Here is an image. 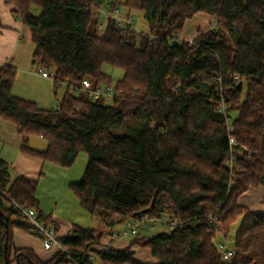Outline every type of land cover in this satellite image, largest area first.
<instances>
[{"label":"trees","instance_id":"trees-1","mask_svg":"<svg viewBox=\"0 0 264 264\" xmlns=\"http://www.w3.org/2000/svg\"><path fill=\"white\" fill-rule=\"evenodd\" d=\"M110 1L127 15L144 11L149 31L110 16L100 31L102 0H11L31 31L33 63L56 71L55 88L86 78L111 85L104 63L124 75L112 104L68 88L60 108L45 109L13 94L17 68L4 64L0 119L16 125L23 152L46 162L70 167L86 152L84 176L70 186L81 206L106 226L166 212L183 221L153 235L138 233L126 250L95 251L102 264H147L130 251L135 244L149 248L157 264H264V212L239 203L241 194L264 185V0ZM33 6L41 8L39 15L32 14ZM198 12L213 16L214 27L171 44ZM220 88L227 114L219 110ZM32 135L47 141L45 150L30 145ZM0 182L51 222L36 198L37 179H11L9 164L0 158ZM6 204L0 197V264H75L61 251L42 260L33 249L16 247L15 227L41 234ZM210 213L219 216L227 236L239 222L231 261L218 249ZM103 234L74 224L58 238L75 261L93 264L84 251L101 244Z\"/></svg>","mask_w":264,"mask_h":264},{"label":"rangeland","instance_id":"rangeland-1","mask_svg":"<svg viewBox=\"0 0 264 264\" xmlns=\"http://www.w3.org/2000/svg\"><path fill=\"white\" fill-rule=\"evenodd\" d=\"M110 0H102V7L98 11V21H99V29L102 31L107 22V15L104 12L107 8V2ZM119 11L116 16L120 19L128 20L130 17L132 18V24L134 28L138 31H149V24L145 17V13L142 10H132L130 15L128 11L125 10L123 6H119ZM33 15H39L41 12V8L38 6H33L31 9ZM111 17V16H110ZM214 17L205 13V12H198L192 17L188 18L185 22L183 33L187 35V37H183L180 33L179 35L183 39H188L191 34H195L198 29L200 30H207L211 27H214ZM195 37V36H194ZM191 38L192 40L194 39ZM34 49V43L30 39V34L25 35L20 39L19 42V53H24L28 50ZM27 63L26 61H22L21 64ZM18 65V72L15 78V82L13 85V89L17 88L24 92L27 96H29L28 100L37 99L40 100V104L45 106V109L55 108L59 101L58 99H62L64 97L65 92L68 89L66 83H60L58 85L57 90L55 89L54 82L49 79L45 80L40 75L36 73L38 70H51L50 68L42 67L38 64L31 66L33 71L32 74H28L23 70V65ZM38 66V67H37ZM102 70L107 75L111 76V85L114 87L116 82L121 79L124 75V70L113 66L108 63H104L102 65ZM102 87H105L107 83L102 82L100 83ZM12 89V92L14 91ZM41 98V99H40ZM58 98V99H57ZM33 101V100H32ZM37 101V102H38ZM102 101L106 104H112V100L110 99H102ZM35 102V101H34ZM40 107V105L37 103ZM43 108V107H40ZM31 140L33 145L37 146L38 148L43 146H47V141L39 135H32ZM30 140V141H31ZM88 161V156L86 152L81 151L75 161V163L70 167H61L58 166L50 161H47V166L44 169V173L41 178L38 180L37 190H36V198L39 201V207L41 211H45L46 214H50L54 212L58 214L64 223L71 224L74 223L80 227L84 228H97L103 230V235L109 233V227L117 226L123 228L126 226L125 223L117 224L116 222L110 226H106L98 216L91 215L86 209H84L81 204L79 203L78 198L76 197L73 189L71 188L70 184L75 181H79L84 176V172L86 169ZM22 220V219H21ZM147 229L140 230V235H153L154 233L167 231V228L164 227L161 223H157L153 226V222H147ZM239 222L235 223L227 237V246L234 250V243H235V232L238 228ZM132 236H127L126 238H130L131 241L134 239L131 238ZM104 237H102L103 239ZM121 239V238H120ZM119 240V239H118ZM130 241V242H131ZM216 244H218V238L215 240ZM102 244V240H101ZM130 244V243H129ZM128 244V246H129ZM95 244L93 246H96ZM140 245V244H135ZM91 246V248L93 247ZM127 246V248H128ZM113 247H109L111 249ZM126 248V249H127ZM119 250H126L122 248H115ZM93 264H102L100 258L94 254L93 256Z\"/></svg>","mask_w":264,"mask_h":264},{"label":"crops","instance_id":"crops-1","mask_svg":"<svg viewBox=\"0 0 264 264\" xmlns=\"http://www.w3.org/2000/svg\"><path fill=\"white\" fill-rule=\"evenodd\" d=\"M14 4L11 0H0V67L4 64H10L17 68L22 61L27 63L23 65V70L28 74H32V67L35 64L33 63V50L25 51L24 53H19V42L22 37L30 34L31 31L29 27L23 22V20L13 12ZM183 31V30H182ZM180 34L183 37H187L183 32ZM198 33V30L195 34H191L188 39L193 38ZM35 48V45H34ZM38 67V66H37ZM51 69V68H50ZM18 70V68H17ZM41 71V70H39ZM37 70L36 73L40 75L46 81L49 80L47 77H43L39 74ZM18 72V71H17ZM58 88V87H57ZM57 88H55L57 90ZM13 94L25 99H28L29 96L24 94L17 88L13 89ZM41 99V98H40ZM58 99V98H57ZM40 105V107L45 108L40 104V100L32 99ZM62 99H58L61 101ZM38 101V102H37ZM31 140V139H30ZM23 143V137L18 132L17 127L14 123L0 119V158H2L10 166L11 179L18 175H24L32 179L39 180L43 175V171L47 166L46 161L39 156L31 155L23 152L21 150V145ZM30 145L33 148L39 150H45L47 146L38 148L33 145L32 140ZM264 185L257 187H251L249 190L241 194L239 197V203L248 207L251 211L255 212H264ZM44 215H51L50 223L57 226L58 235L60 238L66 237L74 223L66 224L62 218L51 212L46 214L43 210ZM21 220V219H20ZM14 235V244L16 247H28L34 250L36 255L42 260H49L52 258L57 249H46L43 246L41 237L34 235L30 232L22 230L18 227L13 229ZM102 244L107 245V248H122L126 249L131 239L123 237L121 239H113L110 235H103ZM133 238V236L131 237ZM134 257L147 264H157L158 261L153 257L151 250L147 247L141 245H134L131 250Z\"/></svg>","mask_w":264,"mask_h":264},{"label":"built area","instance_id":"built-area-1","mask_svg":"<svg viewBox=\"0 0 264 264\" xmlns=\"http://www.w3.org/2000/svg\"><path fill=\"white\" fill-rule=\"evenodd\" d=\"M119 11V8L116 7L111 1L107 2V8L104 11L107 16L114 17L119 23L121 24H132V18L130 17L128 20L120 19L117 15ZM153 38L154 35H151ZM183 39L179 33H175L171 37V44H178L180 45ZM192 41V39H190ZM151 42V41H150ZM39 74H41L43 77H47L51 79L53 82L56 79V71L54 69L49 70H43L39 71ZM238 79V76L236 77ZM221 81V78L219 79ZM63 83V82H62ZM64 83L67 84L68 88L71 91L77 92H85L89 95L92 99H110L112 100L114 96L116 95L115 88L107 84L105 87H102L100 84H94L90 79H83L80 85H74L69 83L67 80L64 81ZM219 94L222 98V105L219 107V110L227 114V108L228 104L225 102L224 93L221 91V88L219 90ZM61 107V101H59L58 105L55 108ZM227 121V127L228 130L232 128V120L229 119ZM164 131V130H163ZM230 144H235L234 137H230ZM0 197L5 199L6 205L10 208H12L14 211H16L19 214L20 219L22 221L28 223L35 231L39 232L41 234V239L43 246L46 249H57V251H61L65 253L69 259H71L75 264H80L79 262L75 261L74 258L69 254L68 249L63 246L61 241L58 238V231L54 224L47 223L43 220H41L39 212L36 208L31 207L29 205L23 204L13 198L5 189L2 187V183L0 182ZM207 219L209 223L214 224L217 226L219 230L218 234V249L223 254V258L226 261H231L234 257V250L227 246V235L222 229V224L219 221V216L215 213H210L207 216ZM151 221L153 222V226H155L158 222L161 223L164 227L167 228V230H171L176 228L179 225H182L183 221L177 217L174 213L166 212L160 217H149L148 215H142L141 217L137 219H132L129 222H126V226L123 228L117 227V226H111L109 227V233L110 237L113 239H120L126 236H135L137 235L140 230H146L147 229V222ZM103 250H108L107 245L104 244H98L96 246H93L92 248L88 249L87 251H84V257L93 261L94 252H99Z\"/></svg>","mask_w":264,"mask_h":264},{"label":"water","instance_id":"water-1","mask_svg":"<svg viewBox=\"0 0 264 264\" xmlns=\"http://www.w3.org/2000/svg\"><path fill=\"white\" fill-rule=\"evenodd\" d=\"M152 206H153V204H152ZM152 206L149 207V208H147V209H144V210L142 211V213H147V212H149V211L151 210ZM6 251H7V246L5 247V252H6ZM6 264H8V261H6Z\"/></svg>","mask_w":264,"mask_h":264}]
</instances>
